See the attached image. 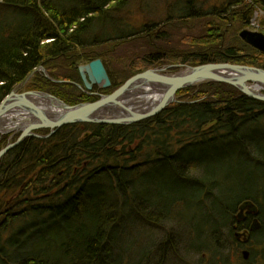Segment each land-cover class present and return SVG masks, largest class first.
Here are the masks:
<instances>
[{"label": "trees", "instance_id": "trees-1", "mask_svg": "<svg viewBox=\"0 0 264 264\" xmlns=\"http://www.w3.org/2000/svg\"><path fill=\"white\" fill-rule=\"evenodd\" d=\"M130 1H0V103L40 66L67 82L38 71L25 90L72 105L98 100L86 91L79 66L103 60L108 45L149 48L124 73L103 60L112 81L105 93L168 62L264 68V53L237 37L264 0H229L206 15L195 14L203 8L197 0H186L177 20L203 19L207 27L193 49L183 50L162 42L160 24L120 27ZM217 29L223 36L212 37ZM177 95L159 114L131 125L69 124L10 149L0 160V264H193L196 254L198 264H228L232 245L252 253L240 264H264V101L221 82ZM18 137L0 134V150ZM162 172L181 184L167 185V196ZM206 197L207 213L203 203L204 212L187 222L183 210ZM148 236L149 253L141 245Z\"/></svg>", "mask_w": 264, "mask_h": 264}, {"label": "water", "instance_id": "water-1", "mask_svg": "<svg viewBox=\"0 0 264 264\" xmlns=\"http://www.w3.org/2000/svg\"><path fill=\"white\" fill-rule=\"evenodd\" d=\"M244 41L264 52V33L243 30ZM174 66L150 68L129 78L110 94H103L94 102L69 105L60 98L43 91H23L37 71L55 82L45 67L36 68L18 84L0 103V134H20L0 150V160L5 154L28 137L47 138L65 125L76 123L131 125L153 117L178 101L182 89L200 86L207 82L233 85L248 96L264 101V68L229 62H209L198 66H184L172 73ZM180 67V66H179ZM85 89L91 92L94 86L109 89L112 81L101 58L79 66ZM80 87L81 85L78 84ZM258 89H257V88ZM162 94L151 106L139 109L136 97H152ZM50 129L48 135L37 131ZM247 258L249 252H244Z\"/></svg>", "mask_w": 264, "mask_h": 264}, {"label": "rangeland", "instance_id": "rangeland-1", "mask_svg": "<svg viewBox=\"0 0 264 264\" xmlns=\"http://www.w3.org/2000/svg\"><path fill=\"white\" fill-rule=\"evenodd\" d=\"M3 1V0H0ZM173 1H176L175 7L173 9H169L168 6ZM186 0H131L124 11H122V21H120L119 25L120 27L126 28L127 30H131V28L139 27L143 23H155L160 24L157 28L159 32L164 34V39L162 42L168 43V45L174 47L175 49H193L194 46H196V42H200L198 40V37L200 35H204L205 32L202 34V32L206 29L207 25L204 22L203 19L196 20V21H190L187 24L181 23L179 20V17L181 15H184V13L187 12V8L185 9L184 5H186ZM197 4L202 5L203 8H201L199 5V11L195 10V14L200 15H206L211 14V7L217 6L218 8L220 6H227L229 4V0H197ZM193 13V12H192ZM223 14V13H222ZM226 13H224L225 15ZM171 18V20H166L167 18ZM203 20V21H202ZM202 21V22H199ZM208 22L209 20H205ZM167 22V23H166ZM170 24V25H167ZM162 25V26H161ZM167 25V26H166ZM232 29L235 30V27L232 26ZM251 30V31H259L264 33V9L257 8L254 17L252 18L251 22L247 26H245L242 30H239L237 33V37L241 38L240 32L243 30ZM218 30V29H217ZM210 30L209 34H212V37H219V34L223 36L224 31L222 30ZM115 37V36H114ZM231 39V34L229 33L228 38ZM244 41V39H242ZM193 41L194 44H193ZM245 42V41H244ZM246 43V42H245ZM248 44V43H247ZM250 45V44H248ZM252 46V45H251ZM253 47V46H252ZM144 43L139 44H133L132 45H126L122 44L120 47H116V45H108L102 48V53L105 54L106 57H103L111 67V69H117L119 72L124 73L125 71H130L132 66H136L137 68V61L136 58H141L145 52L146 49H148ZM255 48V47H254ZM257 49V48H256ZM262 52V51H261ZM139 53V55H137ZM264 53V52H263ZM102 59V58H101ZM91 62V61H89ZM89 62L83 63L87 64ZM82 65V64H81ZM174 66L170 69V72L176 73L182 69H184V66L187 65H180V63H167L165 66ZM165 66H156V67H165ZM182 66V67H179ZM154 67V68H156ZM258 67V66H256ZM38 72V71H37ZM42 72V71H41ZM44 73V72H43ZM35 75V74H34ZM33 75V76H34ZM46 76V75H45ZM33 78V77H32ZM31 78V80H32ZM30 80V82H31ZM60 82H67L63 80H59ZM29 82V83H30ZM69 82V81H68ZM28 83V84H29ZM81 85V84H80ZM79 86V85H78ZM16 87V86H15ZM80 87V86H79ZM95 87V86H94ZM26 88V87H25ZM23 89V91H28ZM80 88H83L81 85ZM257 88V87H256ZM103 89V88H102ZM258 89V88H257ZM107 90V89H103ZM33 91H39V90H33ZM97 91V90H95ZM264 92V90H262ZM45 92V91H43ZM49 93V92H47ZM104 94H110L105 93ZM112 93V92H111ZM51 94V93H49ZM53 95V94H52ZM55 96V95H54ZM57 97V96H56ZM59 98V97H58ZM100 98V97H99ZM61 99V98H60ZM63 100V99H61ZM64 101V100H63ZM67 103L66 101H64ZM84 103V102H80ZM77 103V104H80ZM69 104V103H67ZM72 105V104H69ZM76 105V104H74ZM13 137L14 135L12 133H8ZM7 135V134H5ZM172 184L174 186H180V180H178L177 175H170L168 172H162V195L167 196L166 192V186ZM235 197L231 200H228V203H233L235 201ZM210 198L206 197V201H203L201 204L199 202L190 204L187 209L183 210V216L187 219V222L191 223V215L192 213H196V210L198 212H204V206L203 203L206 204L207 208L205 209V213H207L210 205ZM204 219H208L209 216L205 214ZM176 221H173L172 223H175ZM158 235V234H157ZM145 237L142 239V248L145 250V252L149 253L152 246H154V243H152L151 236H148L145 240ZM233 248H230L229 252L227 251V256H229V260H227L228 264H240L244 260H250L252 257V253L249 251L248 248L242 247V249H237L236 245ZM249 252L247 258H245L244 252ZM257 253V252H256ZM210 254V253H209ZM258 255L255 254V259ZM211 257V256H210ZM199 255L195 256L194 259H192L193 264H198Z\"/></svg>", "mask_w": 264, "mask_h": 264}, {"label": "bare ground", "instance_id": "bare-ground-1", "mask_svg": "<svg viewBox=\"0 0 264 264\" xmlns=\"http://www.w3.org/2000/svg\"><path fill=\"white\" fill-rule=\"evenodd\" d=\"M162 94L158 93L157 95H153L152 97L147 96V97H136L134 100L138 99L139 103L136 105L139 109H143L145 107L151 106L156 100H158L161 97ZM251 207V206H250Z\"/></svg>", "mask_w": 264, "mask_h": 264}, {"label": "flooded vegetation", "instance_id": "flooded-vegetation-1", "mask_svg": "<svg viewBox=\"0 0 264 264\" xmlns=\"http://www.w3.org/2000/svg\"><path fill=\"white\" fill-rule=\"evenodd\" d=\"M95 87H96V86H95ZM95 87H94V88H95ZM97 87H98L99 90H97V91H95V92L92 90L90 93H92V94H94V95H98V96L100 97L101 95L104 94V93H102V92H104V91H103V89L100 88L99 86H97ZM94 88H93V89H94ZM94 90H95V89H94Z\"/></svg>", "mask_w": 264, "mask_h": 264}]
</instances>
